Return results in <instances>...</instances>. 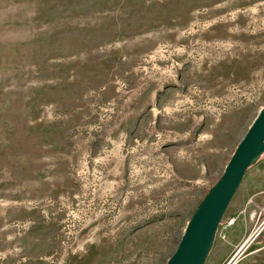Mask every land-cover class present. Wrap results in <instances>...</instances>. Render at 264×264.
<instances>
[{"label":"rangeland","instance_id":"374dc122","mask_svg":"<svg viewBox=\"0 0 264 264\" xmlns=\"http://www.w3.org/2000/svg\"><path fill=\"white\" fill-rule=\"evenodd\" d=\"M263 107L264 0H0V264H166Z\"/></svg>","mask_w":264,"mask_h":264},{"label":"water","instance_id":"95a60500","mask_svg":"<svg viewBox=\"0 0 264 264\" xmlns=\"http://www.w3.org/2000/svg\"><path fill=\"white\" fill-rule=\"evenodd\" d=\"M264 154V107L247 130L217 182L187 222L176 250L166 264H205L218 227L246 172Z\"/></svg>","mask_w":264,"mask_h":264},{"label":"crops","instance_id":"0c3cea01","mask_svg":"<svg viewBox=\"0 0 264 264\" xmlns=\"http://www.w3.org/2000/svg\"><path fill=\"white\" fill-rule=\"evenodd\" d=\"M133 116L134 114H132V116L126 120L125 122L126 127L133 125L134 123ZM193 123L198 124L197 121ZM180 127H183L182 123H180ZM176 137L177 136H174L173 139H175ZM243 202L244 201L240 200L231 209V218L235 217L236 221H235V224L231 227V229H228V235H226L227 236L226 243L228 245L227 250L229 253L226 255L224 259L221 260V262H218L217 264H225L227 260L233 257V255L236 253L240 245H243L244 243L246 246L248 243H250L252 238L256 236L257 231L261 229V228H256V227L253 228L251 225L252 221L250 223L249 218L246 215L240 213V209H241ZM260 241H261V244H260L261 247L257 250V252L264 251V236L261 237ZM233 258L235 259V256Z\"/></svg>","mask_w":264,"mask_h":264},{"label":"built area","instance_id":"2783aa9c","mask_svg":"<svg viewBox=\"0 0 264 264\" xmlns=\"http://www.w3.org/2000/svg\"><path fill=\"white\" fill-rule=\"evenodd\" d=\"M192 90V89H191ZM195 90V91H194ZM194 90H192V93L195 95V94H197L198 95V93L200 94L201 92H202V89L201 88H199V89H194ZM189 91H190V89H189ZM206 110H210V113L212 114L213 112H214V109H212L211 107H207V109ZM224 112V111H223ZM222 112V113H223ZM221 113V114H222ZM211 117H215V115H210ZM218 116H220V114L218 115ZM264 210V209H263ZM262 212H264V211H262V210H260L259 211V213L257 214V212H253V213H251L250 214V218L251 219H254V218H256L257 219V217L259 216V215H261L262 214ZM75 219V218H74ZM78 223H79V221L77 220V219H75ZM235 221H236V218L235 217H232V218H229L228 220H225V221H223L221 224H220V226L218 227V230H217V233H216V236L218 237V236H220L221 235V237H225V230H226V232H227V230L228 229H230L234 224H235ZM261 227L263 228L264 227V222H263V224L261 225ZM65 230V229H64ZM224 230V231H223ZM244 246H245V244H244ZM245 251V247H242L237 253H236V255H235V259L236 258H238L239 259V257H240V253H243ZM234 257V256H233ZM232 257V259L230 260L231 262L229 263V264H233L234 262H237V260L235 261V259Z\"/></svg>","mask_w":264,"mask_h":264},{"label":"bare ground","instance_id":"6f19581e","mask_svg":"<svg viewBox=\"0 0 264 264\" xmlns=\"http://www.w3.org/2000/svg\"><path fill=\"white\" fill-rule=\"evenodd\" d=\"M246 246H247V245H246ZM246 246H245V247H246ZM243 247H244V246H243Z\"/></svg>","mask_w":264,"mask_h":264}]
</instances>
